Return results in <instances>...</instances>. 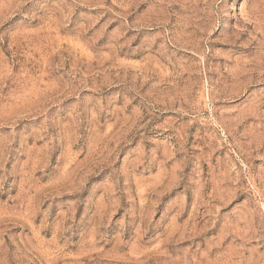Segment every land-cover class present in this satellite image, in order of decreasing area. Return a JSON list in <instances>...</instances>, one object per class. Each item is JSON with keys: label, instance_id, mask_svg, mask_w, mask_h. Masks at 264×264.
<instances>
[{"label": "rangeland", "instance_id": "1", "mask_svg": "<svg viewBox=\"0 0 264 264\" xmlns=\"http://www.w3.org/2000/svg\"><path fill=\"white\" fill-rule=\"evenodd\" d=\"M0 264H264V0H0Z\"/></svg>", "mask_w": 264, "mask_h": 264}]
</instances>
